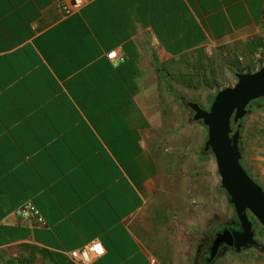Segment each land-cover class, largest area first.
Listing matches in <instances>:
<instances>
[{"label": "crops", "instance_id": "0c3cea01", "mask_svg": "<svg viewBox=\"0 0 264 264\" xmlns=\"http://www.w3.org/2000/svg\"><path fill=\"white\" fill-rule=\"evenodd\" d=\"M59 1L0 0V254L77 264L99 241L90 264H195L213 154L183 66L264 67V0H86L71 17ZM28 202L44 226L15 214Z\"/></svg>", "mask_w": 264, "mask_h": 264}, {"label": "rangeland", "instance_id": "374dc122", "mask_svg": "<svg viewBox=\"0 0 264 264\" xmlns=\"http://www.w3.org/2000/svg\"><path fill=\"white\" fill-rule=\"evenodd\" d=\"M229 58L230 56H225L220 52L209 55L207 52H200L197 56L187 57V62H185L182 71L183 73H190L195 78L197 91H191L183 87L180 89L186 91L190 98L204 104L206 110H209L220 90L231 88L238 82L236 74L237 70L242 69L241 62L238 66H232L234 60ZM205 140H208L207 128ZM240 150L242 154L241 162L244 168L252 176L259 177V181L264 184L263 99H260L248 110V114L243 121ZM212 157L213 188L211 192L208 191L207 197L203 196V201L199 199L197 204L191 205L192 214L195 212L197 218L195 231L197 248L191 260L195 264H204V255L208 254L216 233L227 227H239L234 207L231 205L226 191L221 187V177L218 173L216 160L213 155ZM209 164L208 160V166ZM251 220L254 223L255 236L259 247L245 249L241 253L227 249L220 253L214 264H264V227L253 216H251ZM28 250L19 249L12 252H2L0 254V264H49L36 249Z\"/></svg>", "mask_w": 264, "mask_h": 264}, {"label": "water", "instance_id": "95a60500", "mask_svg": "<svg viewBox=\"0 0 264 264\" xmlns=\"http://www.w3.org/2000/svg\"><path fill=\"white\" fill-rule=\"evenodd\" d=\"M236 77V85L220 90L209 110L199 103L187 104L194 113L193 121L202 122L207 128L205 150L211 151L216 160L221 187L229 196L240 228L217 233L205 264H213L227 249L241 253L259 247L251 216L264 227V189L244 168L240 150L241 128L248 108L264 99V67L254 73H238Z\"/></svg>", "mask_w": 264, "mask_h": 264}, {"label": "built area", "instance_id": "2783aa9c", "mask_svg": "<svg viewBox=\"0 0 264 264\" xmlns=\"http://www.w3.org/2000/svg\"><path fill=\"white\" fill-rule=\"evenodd\" d=\"M86 4V0H60L59 7L63 10L65 17H71L79 13ZM109 59H117L118 53L114 51L108 55ZM19 217L35 218L40 226H44L45 220L39 209L31 202L22 205L15 213ZM105 249L99 241L84 245L81 249L71 253V257L77 264H90L93 258L103 256Z\"/></svg>", "mask_w": 264, "mask_h": 264}, {"label": "flooded vegetation", "instance_id": "af4514ba", "mask_svg": "<svg viewBox=\"0 0 264 264\" xmlns=\"http://www.w3.org/2000/svg\"><path fill=\"white\" fill-rule=\"evenodd\" d=\"M259 101V100H258ZM258 101H256V102H253L252 104H251V107H249V109L250 108H252L253 106H254V104L255 103H258ZM227 229H229V230H239L240 228L239 227H233V226H231V227H227V228H225V229H222V230H220L219 232H221V231H224V230H227ZM218 232V233H219ZM216 235H217V233H216ZM216 235H215V238H216ZM213 243V242H212ZM210 249V248H209ZM232 250V249H231ZM221 251H222V248H221ZM209 253V252H208ZM220 253H222V252H220ZM206 255H207V253L204 255V264H205V260H206Z\"/></svg>", "mask_w": 264, "mask_h": 264}, {"label": "trees", "instance_id": "16d2710c", "mask_svg": "<svg viewBox=\"0 0 264 264\" xmlns=\"http://www.w3.org/2000/svg\"><path fill=\"white\" fill-rule=\"evenodd\" d=\"M235 129H236V127H234ZM246 169V168H245ZM247 170V169H246ZM248 171V170H247ZM248 173H250L249 171H248ZM36 251L37 252H40L41 254H43L44 255V253L42 252V251H38L37 249H36Z\"/></svg>", "mask_w": 264, "mask_h": 264}]
</instances>
